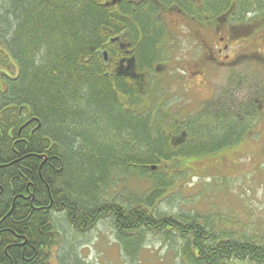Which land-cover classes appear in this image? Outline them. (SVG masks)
Listing matches in <instances>:
<instances>
[{
	"label": "trees",
	"instance_id": "1",
	"mask_svg": "<svg viewBox=\"0 0 264 264\" xmlns=\"http://www.w3.org/2000/svg\"><path fill=\"white\" fill-rule=\"evenodd\" d=\"M162 1L183 9L195 4ZM212 1L222 12L235 1L239 21L252 12L264 18V0ZM210 6L203 4L198 16ZM159 12L150 1L0 0V220L6 216L0 264H51L57 216L82 234L110 218L122 254L132 261L152 232L179 240L182 264H264V236L245 222L160 207L181 192L176 161L207 157L257 135L262 101L240 99L237 90L250 77L231 70L215 98L181 117L167 115L159 101L146 102L156 68L170 54ZM117 37L135 47L139 83L109 74L102 54L116 52ZM128 176L148 184L145 193L111 197ZM194 196L198 202L203 194ZM22 236L25 246L15 244Z\"/></svg>",
	"mask_w": 264,
	"mask_h": 264
},
{
	"label": "rangeland",
	"instance_id": "2",
	"mask_svg": "<svg viewBox=\"0 0 264 264\" xmlns=\"http://www.w3.org/2000/svg\"><path fill=\"white\" fill-rule=\"evenodd\" d=\"M257 15L252 12L246 17L250 22L251 18L255 20L251 22L254 23L251 26L252 30L243 31L238 40L232 43L238 46L241 53L248 52L250 55L253 54L252 57L239 59L232 69L222 68L211 77L216 90H219L229 81L227 78L231 70L237 74H248L250 82L246 79L247 84L244 86L243 83L236 94L240 99H244L246 95L259 96L262 101L259 107L262 114L257 125V135L207 157L177 160L173 172L180 173L183 178L178 184L183 186L177 185L181 192L173 201L164 202L160 207L169 212H178L181 208H197L215 214L220 213L230 221L235 219L245 222L246 227L252 226L251 230L258 231L259 233L256 234L262 237L264 236V20H256ZM165 19L175 27L176 35L180 38L175 42V51H173L174 45L170 47L169 43L170 54H176L174 61L170 62L168 67L164 66L167 62L157 66V77L151 81L150 94L146 102L159 101L158 107L167 108V115L181 117L195 109L196 105L199 106L202 99L211 95L212 86L208 83L203 86L200 83L201 76L198 75L201 67L198 64H204L202 59L206 56H202L208 46H202L190 36L189 31H194L197 27L195 22L183 18L175 11L168 12ZM252 36L255 38L249 39ZM213 42L211 40L209 44L213 45ZM251 59L254 62L250 61ZM167 74L189 76L193 84L189 89L187 87L185 90H180ZM142 89L143 86L140 84L139 90ZM249 92L252 94H248ZM127 178L126 181H119V186L109 193L111 197L120 198V193H123L133 198L145 193L148 184L143 186L142 180L129 176ZM219 178L220 181L216 182ZM192 194H196L197 198L202 194L203 196L198 202H194L195 196L192 197ZM55 222L60 231L59 244L52 250L51 264H58V258L70 264L75 255L87 264H182L177 251L180 243L174 237L171 240H164L159 235L148 233L139 257L136 261H132L133 259H128L122 254L110 218L101 220L87 234L72 230L63 216L61 218L57 216Z\"/></svg>",
	"mask_w": 264,
	"mask_h": 264
},
{
	"label": "flooded vegetation",
	"instance_id": "3",
	"mask_svg": "<svg viewBox=\"0 0 264 264\" xmlns=\"http://www.w3.org/2000/svg\"><path fill=\"white\" fill-rule=\"evenodd\" d=\"M136 1L139 3L150 1L156 4L157 7H159V15L160 17H163L166 22L168 31L167 38L169 40L170 47L171 45H174L173 51H175V42H177L180 37L176 35L175 27H173L169 22L166 21V14L170 11H175L180 14L183 18L190 19L191 21L196 23V29L194 31H189L190 36H193L198 43H201L202 46H208L207 49L204 51V56H202H206V58L202 59L204 61V64H198L199 66H201L199 67L198 72V75L201 76L200 83H202L203 86L205 85V83H208L209 86H212V92L210 97L202 99L201 103L215 98L217 90L215 88V85L213 84V81L211 80V77L215 76V72H217V70H220L222 68L232 69L234 66H236L237 61L239 59H242L244 57L249 59L253 55H250V53L248 52L241 53L237 45H232V43H235L234 40H238L243 31L245 32L246 30H252L251 26L252 24L254 25V23L251 22L255 21L254 18H251V22L247 18H243L245 21L242 19L241 21H239V16L235 13V11L237 10L235 1H232L233 4L227 11L222 12L219 10L220 6L218 4H215L212 0H193L195 4H192V6H187L189 8L192 7V11L195 10L194 7L198 8L197 13L193 15H190L187 10V7H184L183 9L177 4L173 6L172 4L164 5L162 0ZM208 1H211L214 6H210L208 9H206L205 7V12L202 13V16H198L199 9L203 6V4ZM165 2L168 3V0H165ZM246 14L247 16H249L248 13ZM260 18L262 17H258L256 20H264V18ZM182 34H184L183 31ZM260 35L263 36L262 34ZM254 38L255 37L252 36L249 39ZM171 39L173 42L171 41ZM211 40L214 41L213 45L209 44V41ZM112 43V50L116 52L113 53L111 51L109 53V51H107V58L105 59L104 57V60L107 62L108 69H110L109 74L119 75L123 78H133L139 83V73L136 70L137 61L134 57L135 47L133 43L127 40L126 38L121 37H117V39L115 41H112ZM173 54H169V58L166 61L167 63L164 65L165 67H168V64L174 61L176 54ZM131 60L133 61L132 63ZM215 67L217 69H215ZM167 76L171 78L173 84L177 85V88L180 90H185L187 87L189 89L193 84V81L190 80L189 76L186 75L167 74ZM145 84L147 85L149 84V82L145 81ZM58 263L62 264L63 259L58 258Z\"/></svg>",
	"mask_w": 264,
	"mask_h": 264
},
{
	"label": "bare ground",
	"instance_id": "4",
	"mask_svg": "<svg viewBox=\"0 0 264 264\" xmlns=\"http://www.w3.org/2000/svg\"><path fill=\"white\" fill-rule=\"evenodd\" d=\"M45 158H47V155L45 154V156H44ZM5 218H6V216L5 217H3L1 220H0V222H3L4 220H5ZM16 239V240H15ZM15 239H13V240H15L16 241V243L15 244H17V245H20V246H25V242L26 241H24L23 242V236L22 237H17V238H15ZM18 239H19V241H18ZM116 240H117V238H116ZM72 258V257H71ZM75 259H73L72 260V262H71V264H75V261H74ZM59 264V263H58Z\"/></svg>",
	"mask_w": 264,
	"mask_h": 264
},
{
	"label": "water",
	"instance_id": "5",
	"mask_svg": "<svg viewBox=\"0 0 264 264\" xmlns=\"http://www.w3.org/2000/svg\"><path fill=\"white\" fill-rule=\"evenodd\" d=\"M120 1H121V0H112V3L114 4V3H117V2H120ZM116 39H117V38H113L112 41H115ZM103 55H104V57H105V59H106V58H107V55H108L107 51H104V52H103ZM132 62H133V61L131 60V63H132ZM128 68H129V67H128ZM151 168L154 170V169L157 168V166L154 165V166H152Z\"/></svg>",
	"mask_w": 264,
	"mask_h": 264
}]
</instances>
